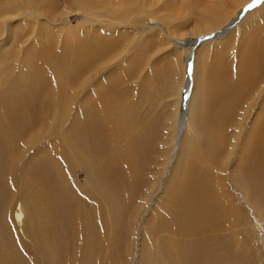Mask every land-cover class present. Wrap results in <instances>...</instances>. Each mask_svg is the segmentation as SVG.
<instances>
[{"label": "rangeland", "instance_id": "rangeland-1", "mask_svg": "<svg viewBox=\"0 0 264 264\" xmlns=\"http://www.w3.org/2000/svg\"><path fill=\"white\" fill-rule=\"evenodd\" d=\"M19 1L0 26V264H179L191 246L213 254L208 264H264V228L253 217L264 220V195L236 170L243 142L217 140L209 152L197 116L178 117L187 102L185 84L175 82L179 64L171 63L181 52L172 39L205 32L201 17L215 0H84L90 8L81 0ZM239 26L231 45L249 34ZM96 41L108 53L89 65L94 53L84 48ZM229 49L215 44L209 58L222 57L233 80ZM106 84L126 97L129 119L88 104L101 102ZM253 103L249 126L261 105ZM174 110L177 122L186 120L183 131ZM91 120L100 151L88 147ZM186 169L204 181L206 221L190 218L196 200L178 188ZM88 219L99 227L93 244L83 235Z\"/></svg>", "mask_w": 264, "mask_h": 264}, {"label": "bare ground", "instance_id": "bare-ground-1", "mask_svg": "<svg viewBox=\"0 0 264 264\" xmlns=\"http://www.w3.org/2000/svg\"><path fill=\"white\" fill-rule=\"evenodd\" d=\"M18 1L3 0L5 8H0V18L5 12L12 11L10 6ZM81 1L84 2L82 3L83 6L91 7L90 2L87 3L88 0L87 2ZM124 1L130 5L134 0ZM135 2L137 3V0ZM23 3L20 0L19 6L22 7ZM212 4L217 7L201 17L202 29L205 32L201 33L200 31L199 35L192 38L172 39L180 48L179 52H181L174 57L175 60L171 63L172 66L176 63L179 64V75L175 78V82L178 81L177 78H181L180 80L183 81L186 89L185 99L187 104L183 107V110H180V116L178 117L182 118L184 114L186 115V112L187 119L188 117L192 119L195 115L197 116L200 126L205 129L206 150L209 152L217 145V140L230 143L232 141L243 142L236 152V160L239 162L236 170L241 176V182L243 181L246 185H249L247 182H250L254 188H259L258 193L264 195V27L261 24L264 21V0H251L247 3L244 1L239 4V7L238 4H232L231 6L230 4H223L221 1L218 5L216 0ZM33 13L38 16L35 10ZM6 14L0 19L1 28L6 24ZM149 18L147 19L149 20ZM152 20L154 19H150V22ZM238 24H240L239 28L248 31L249 34L245 36L242 42L236 43L234 41V45H231L230 38ZM223 41L230 45V49L224 54L225 56L235 47L231 61L236 70V76L233 80L231 70L222 57L213 60L209 58V52L214 48V45L222 44ZM205 43L207 44L204 45ZM104 44L107 43L96 41L86 46L84 53L90 54L93 52L94 54L85 63L90 62V65L93 61L99 62L97 59L108 53ZM103 47L105 50H103ZM39 59L44 63H48L42 58ZM148 77V80L151 79L150 76ZM115 78L119 81L122 79V74L121 76L116 75ZM99 90L102 92L101 102L97 103L96 96L88 103L96 105L98 114L108 115L113 119L130 118L125 114V109L121 108L126 97L124 98L122 94H119L114 87H109L108 84L102 85ZM179 90L180 84H178V95ZM198 91H200V103L195 106ZM94 95H96V92ZM255 100L261 102V105H259L256 112L254 122L249 126L247 124L249 122L245 123L244 116L249 115V109ZM123 105L126 106V103ZM175 114L176 111L174 110L173 115ZM175 118L176 127L181 130L183 125L187 124L186 120L177 122V116ZM236 123V128L231 130L232 124L235 125ZM97 124L96 120H91L86 132L89 136L88 147L100 151L103 149L104 144L95 140L94 133ZM223 129H225L224 133L222 132ZM111 133L109 131L105 134L110 136ZM178 181V188L187 192L190 191L189 195L194 202L196 200L192 207L196 209V214L190 218L201 222L208 220L212 214L204 197L205 187L201 175L192 169H186ZM58 197L61 198V194L58 193ZM195 197L197 198L195 199ZM63 205H65V202H63ZM81 216L80 212L78 217ZM23 217L22 206L18 205L15 210V219L20 223ZM253 217H255L256 228L260 230L261 227L264 228V220L256 218V216ZM189 225L191 227L189 235L191 236L195 227L193 228L190 222ZM83 235L89 244H93L99 236L98 224L90 219L86 220L83 225ZM212 259H214L213 254L209 255L198 246L187 247L179 253V264H202V262L206 263ZM228 259L231 262L230 255H228ZM233 264L237 263L233 262Z\"/></svg>", "mask_w": 264, "mask_h": 264}]
</instances>
